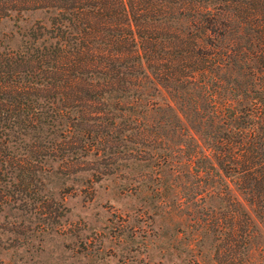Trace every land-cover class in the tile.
<instances>
[{
	"label": "trees",
	"instance_id": "trees-1",
	"mask_svg": "<svg viewBox=\"0 0 264 264\" xmlns=\"http://www.w3.org/2000/svg\"><path fill=\"white\" fill-rule=\"evenodd\" d=\"M13 4L50 15L0 51V209L34 193L48 159H106L109 174L128 158L156 209L250 243L264 224V0H0V16Z\"/></svg>",
	"mask_w": 264,
	"mask_h": 264
},
{
	"label": "rangeland",
	"instance_id": "rangeland-1",
	"mask_svg": "<svg viewBox=\"0 0 264 264\" xmlns=\"http://www.w3.org/2000/svg\"><path fill=\"white\" fill-rule=\"evenodd\" d=\"M21 7L0 16V51L23 47L29 30L48 25L49 13ZM86 160L66 166L48 159L34 193L8 195L0 209V264H264V224L246 245L218 243L202 214H165L133 188L143 165L123 158L113 173L98 174L107 160Z\"/></svg>",
	"mask_w": 264,
	"mask_h": 264
}]
</instances>
